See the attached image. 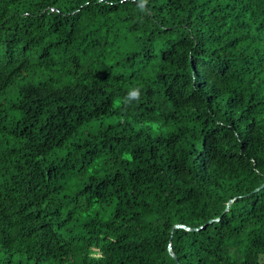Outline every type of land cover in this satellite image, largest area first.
Returning <instances> with one entry per match:
<instances>
[{
  "label": "trees",
  "instance_id": "trees-1",
  "mask_svg": "<svg viewBox=\"0 0 264 264\" xmlns=\"http://www.w3.org/2000/svg\"><path fill=\"white\" fill-rule=\"evenodd\" d=\"M0 264H264V0H0Z\"/></svg>",
  "mask_w": 264,
  "mask_h": 264
}]
</instances>
